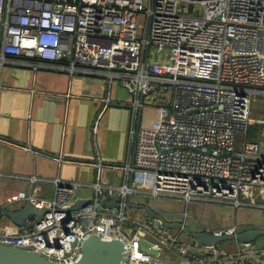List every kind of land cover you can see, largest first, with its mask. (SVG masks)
Instances as JSON below:
<instances>
[{
    "label": "built area",
    "instance_id": "obj_1",
    "mask_svg": "<svg viewBox=\"0 0 264 264\" xmlns=\"http://www.w3.org/2000/svg\"><path fill=\"white\" fill-rule=\"evenodd\" d=\"M152 47L169 52L152 54ZM16 59L121 78L134 122L123 183L105 185L98 174L80 208H72L79 181L57 180L52 197L12 193L7 203L30 200L46 211L0 230V243L72 263L84 239L99 233L121 237L129 262L264 264V246L253 241L236 239L234 249L186 241L128 206L139 190L132 173L141 170L154 178L147 190L154 196L264 207V141L247 134L264 95V0H0V68ZM143 237L159 252L143 249Z\"/></svg>",
    "mask_w": 264,
    "mask_h": 264
},
{
    "label": "crops",
    "instance_id": "obj_2",
    "mask_svg": "<svg viewBox=\"0 0 264 264\" xmlns=\"http://www.w3.org/2000/svg\"><path fill=\"white\" fill-rule=\"evenodd\" d=\"M106 97L109 103H105ZM131 100V92L118 77L108 82L97 73L34 68L17 59L6 62L0 68V210L24 204L25 200L12 204L6 201L8 195L20 190L52 197L57 180L82 182L78 195L83 198L92 193L90 184L97 180L98 174L105 185L123 183L126 173L121 165L130 156V130L134 122ZM252 112L255 120L247 134L264 141V118H258L264 113V103L260 107L254 104ZM97 161L102 162L100 169L95 165ZM161 196L190 203L180 195ZM154 202L158 207L149 205L162 211L169 220L186 224L189 212L181 218L183 208L164 205L157 199ZM203 202L228 203V208L216 213L211 206L199 208L195 213L198 221L195 229L264 228V207H237L228 201L211 199ZM134 209V216L141 221H154L144 209ZM210 220L220 225H212ZM8 226L20 225L6 215L1 216L0 230ZM164 229L183 233L180 227L176 231ZM180 236L186 241L193 239ZM228 239L225 246L236 248L237 240ZM253 242L264 246V234Z\"/></svg>",
    "mask_w": 264,
    "mask_h": 264
},
{
    "label": "water",
    "instance_id": "obj_3",
    "mask_svg": "<svg viewBox=\"0 0 264 264\" xmlns=\"http://www.w3.org/2000/svg\"><path fill=\"white\" fill-rule=\"evenodd\" d=\"M133 179V173H132ZM89 198L80 197L72 205V208H80ZM117 201L113 198L109 201V205H117ZM128 206L144 209L147 216L158 219L162 226L168 229L180 227L183 234L195 239L198 244H216L223 242L228 238H235L241 241H255L259 236L264 234V228H245L244 230H214L211 228H189L183 221L169 220L166 215L145 202L128 201ZM45 207L35 206L30 200H26L19 207L4 206L0 210L1 216L10 217L16 224L25 226L32 218H41ZM151 241L147 237H143L140 246L151 253H158L159 250L150 244ZM0 264H158L150 262L128 261V249L121 237L110 239L103 238L99 233H93L87 236L82 243V253L78 260L72 263H63L51 259L39 251L17 245H9L0 243Z\"/></svg>",
    "mask_w": 264,
    "mask_h": 264
},
{
    "label": "rangeland",
    "instance_id": "obj_4",
    "mask_svg": "<svg viewBox=\"0 0 264 264\" xmlns=\"http://www.w3.org/2000/svg\"><path fill=\"white\" fill-rule=\"evenodd\" d=\"M169 52V50H167L166 48H163V47H152L151 48V53L152 54H158V55H161V54H167ZM258 99L255 101V107H260L261 104L264 103V97H262V95H258L257 96ZM252 115H253V112H252ZM255 117V116H254ZM259 119L261 118H264V113H262L260 115V117H258ZM260 141V140H259ZM136 176H135V180H134V185L139 188V190H136L135 193L132 195V202H138V200L140 202H147L148 204H151L152 206H156L157 204L154 202L155 199H157V201L159 203H162L164 205H168V206H171V207H174V206H177V207H180V208H183V212H182V216L181 218H185V214L184 213H187L189 212L190 215L186 218V226H188L190 229L195 227V223L197 224L198 221L196 220V212L199 208L201 209H207L208 206H211L210 208L213 210L214 213L216 212H219V211H223V210H226V208H228V203L226 204H222V203H217V202H211V203H205L203 202L204 199H197V198H193L191 199L189 202V204L186 205V201L184 200L183 202H179L177 200H173V199H170L168 197H162L161 195L157 196L155 198L154 195H152L151 193L147 192V190H150L152 187H153V183H154V178L152 176H150L148 173L144 172V171H141V170H136ZM158 207V205H157ZM162 207V206H161ZM232 206H230L231 208ZM135 207H130V211L131 215H134L135 214V210L134 209ZM163 209H165L164 207H162ZM207 216V215H206ZM144 217V216H143ZM142 218V217H141ZM143 219V218H142ZM198 219L202 222L203 220L201 218L198 217ZM144 220V219H143ZM212 221L211 224L212 225H220L219 222H215L213 220H210ZM178 229V227H173L172 229L170 230H173V231H176ZM146 235L150 236L148 233H146ZM182 235H186V234H183ZM262 236V235H261ZM261 236H259V238H261ZM151 237V236H150ZM186 237H189L186 235ZM229 239L221 242L222 244L226 245L225 243L228 241ZM258 240H261V239H258ZM256 245H258V243H256ZM258 246H261V245H258Z\"/></svg>",
    "mask_w": 264,
    "mask_h": 264
}]
</instances>
